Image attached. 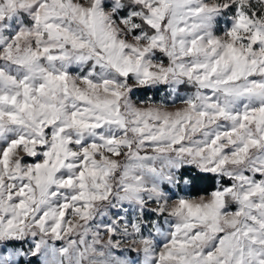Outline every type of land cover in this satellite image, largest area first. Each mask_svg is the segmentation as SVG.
Instances as JSON below:
<instances>
[{
    "label": "snow or ice",
    "instance_id": "6c2138e0",
    "mask_svg": "<svg viewBox=\"0 0 264 264\" xmlns=\"http://www.w3.org/2000/svg\"><path fill=\"white\" fill-rule=\"evenodd\" d=\"M0 264H264V0H0Z\"/></svg>",
    "mask_w": 264,
    "mask_h": 264
}]
</instances>
